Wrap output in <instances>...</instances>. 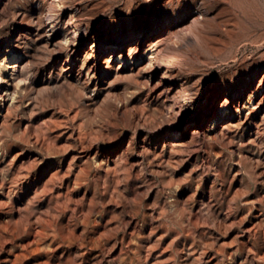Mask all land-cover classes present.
<instances>
[{"label": "rangeland", "instance_id": "374dc122", "mask_svg": "<svg viewBox=\"0 0 264 264\" xmlns=\"http://www.w3.org/2000/svg\"><path fill=\"white\" fill-rule=\"evenodd\" d=\"M130 35L105 78L104 44ZM6 39L34 55L0 78V264H264V0H0V64ZM190 66L215 99L200 132L204 101L170 106L160 80Z\"/></svg>", "mask_w": 264, "mask_h": 264}, {"label": "bare ground", "instance_id": "6f19581e", "mask_svg": "<svg viewBox=\"0 0 264 264\" xmlns=\"http://www.w3.org/2000/svg\"><path fill=\"white\" fill-rule=\"evenodd\" d=\"M203 8V7H202ZM201 9V8H199ZM54 10V9H52ZM203 12V11H202ZM45 16H48V21H50V25H54L56 22V15L52 12V11H47L45 12V10H40L39 11H33L31 14V18L30 21L31 23H33V25H42L44 22V18ZM231 23V22H230ZM227 27V26H226ZM57 28V27H55ZM48 33V31H47ZM170 33H174L172 31H170ZM75 34V33H74ZM143 35H145V33H141ZM178 34V33H177ZM171 35V34H170ZM174 35V34H173ZM134 35H130L129 37H127V39H119L117 42H107L106 44H104L105 46L107 44H112V52L105 55V58L103 60V67H102V75L107 78V77H121L120 73L121 71H123V65L121 64H114V60L119 57L121 58L122 62L124 63H128L132 60H135V57L132 55L133 53V49H136V51L138 50L139 46L141 45V41L138 42L137 46L133 47V46H127L126 43H130V39L133 37ZM179 36V35H178ZM167 40L170 42L172 41V38L169 39V34L167 35ZM10 38V37H9ZM176 38V37H175ZM174 38V39H175ZM67 39V38H65ZM166 40V41H167ZM163 41V40H162ZM7 45V49L5 48L3 51V55L1 57V64H0V78L3 79L5 76L2 74V68H10L12 71V79L14 81H17V86L18 83L20 81L26 80L30 78V74L32 72L31 68H30V63L33 61H31V59H27V57H32L34 55V50L30 48H25L24 50L22 48H18L15 47L13 43L10 42L9 39H6L4 41ZM105 42V41H104ZM174 42V41H173ZM51 43V42H50ZM174 44V43H173ZM17 45V44H16ZM178 45V44H177ZM176 46V45H175ZM15 47V48H14ZM102 47V46H101ZM51 48V47H50ZM171 48V47H170ZM54 49V48H53ZM54 51V50H53ZM92 52L96 51V45L94 44L92 46L91 49ZM103 51H106V49L104 48ZM127 51L129 52V54H127ZM51 52V51H50ZM12 53L14 56V61L13 63H8V62H4V60H6L7 55ZM53 55V54H52ZM90 56V55H89ZM198 56V55H197ZM196 56V57H197ZM55 59V58H54ZM88 59V57L86 58ZM90 59V58H89ZM158 61V60H157ZM19 62V63H18ZM67 63H70V65H68V67H64L62 69V71L64 73L68 72L69 77H77L78 80L81 79L82 77V70H76L74 67H72L71 65V61H66ZM64 62V63H66ZM90 62V61H89ZM152 62V61H151ZM196 62V61H195ZM73 63V62H72ZM156 64V63H155ZM161 64V63H160ZM160 67V66H159ZM165 67V66H164ZM17 68V69H16ZM84 68V66H83ZM169 72H172V70L170 68ZM181 69V68H180ZM17 70V72H15ZM194 70V68L192 66L189 67V70L183 71L182 69L178 72V73H173L171 75H167V76H161L162 78L160 79L161 81H164L166 78L165 77H174V78H170V82L169 85L166 87V90L168 92H170V98L169 101L171 103L170 106H179L177 105L178 103L180 104L181 102H183V104L185 103V105H192V104H196L200 101H204L205 103V107L204 110H202V112L199 114L200 116L193 119V122L190 124L189 127H194L195 131L194 132H200L201 128H204L206 126V124H208V121L210 119H208V116L211 115L212 113V105L214 104V93L204 96L203 98H201V94H200V83L197 80L193 81L192 77L193 75H191L192 71ZM92 68H89L88 73H91ZM176 72V71H175ZM98 72H96L97 74ZM98 75V74H97ZM127 77H134L133 75H129ZM175 77H184L183 79H178ZM252 80V79H251ZM217 84V83H216ZM40 86V85H39ZM252 86V87H251ZM214 87V86H213ZM262 87V86H261ZM53 88V81H51V79L49 81H47L41 88L38 87L37 88V92H46L49 93V91ZM92 88V87H91ZM248 88H250L249 90V94L253 95L256 90L258 88H254V84L252 83H248V81L245 79V81L239 86V89L233 90L230 89L227 92V99L219 106L218 108V113L217 116H215L213 118V122H212V127L209 128V132H212L214 130V126H215V120L222 118V114L224 112V108L228 107L231 108V106L229 105L230 100H234L235 98H239V103L240 100L244 97V93L246 90H248ZM97 89V86L94 88V90ZM92 90V89H91ZM166 91V92H167ZM168 97V96H167ZM1 106L3 108V104L4 102H1ZM181 106V105H180ZM180 109V107H178ZM181 110V109H180ZM232 110V109H231ZM233 111V110H232ZM231 111L230 117H234L235 112L239 111V109L234 110L233 112ZM221 113V114H220ZM52 119V118H51ZM48 124V122H47ZM228 124L233 125V122H229ZM26 128V127H25ZM32 130V129H31ZM30 130V131H31ZM42 130V129H41ZM50 130L49 126L45 125V135L48 134ZM27 131V130H26ZM33 131V130H32ZM62 133V132H61ZM33 134V133H32ZM40 132L37 133L36 138L39 139L40 137ZM42 136V135H41ZM180 136L178 133L173 132L172 134H170L168 136L169 140H178ZM35 138V139H36ZM43 139V138H42ZM42 139H41V143H42ZM35 141V140H34ZM47 143V142H46ZM51 143V142H50ZM49 145V143H48ZM52 146V145H51ZM56 146V145H55ZM50 147V146H49ZM60 148V147H59ZM260 155V154H259ZM258 158V157H257ZM263 160V159H262ZM29 165V164H28ZM32 167V165H31ZM26 168V167H25ZM24 168V169H25ZM23 169V168H22ZM29 170V169H27ZM27 172V171H26ZM24 173V172H23ZM21 174V173H20ZM26 174V173H25ZM23 175V174H21ZM25 176V175H24ZM67 176V175H66ZM27 177V176H25ZM64 177V176H63ZM55 181V180H54ZM56 182V181H55ZM59 184V182H58ZM57 184V185H58ZM43 187V186H41ZM54 187V186H53ZM55 189V188H54ZM40 190V189H39ZM52 190V189H51ZM50 193V192H49ZM9 196V195H8ZM58 201V200H57ZM57 203V202H56ZM34 235V233H33Z\"/></svg>", "mask_w": 264, "mask_h": 264}]
</instances>
